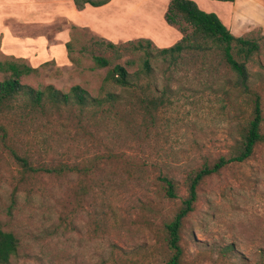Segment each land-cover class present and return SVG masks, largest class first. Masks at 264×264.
I'll return each instance as SVG.
<instances>
[{
	"label": "rangeland",
	"instance_id": "374dc122",
	"mask_svg": "<svg viewBox=\"0 0 264 264\" xmlns=\"http://www.w3.org/2000/svg\"><path fill=\"white\" fill-rule=\"evenodd\" d=\"M113 4L96 16L95 30L64 17L33 25L0 13V61L16 57L38 68L23 85L64 93L81 86L104 101L58 111L46 103L41 111L19 97L0 114L8 133L6 141L0 136V228L20 242L9 264H166V225L188 198L189 178L236 152L254 94L264 136L260 33L249 37L259 49L247 63L244 93L213 44L159 54L183 35L161 13L165 0ZM94 56L110 65L98 68ZM116 65L133 75L132 86L106 80ZM109 94L116 100L107 101ZM13 151L35 168L66 170L24 173ZM163 176L175 181L177 199L164 195ZM197 196L181 232L182 264H264V140L245 162L204 179Z\"/></svg>",
	"mask_w": 264,
	"mask_h": 264
},
{
	"label": "trees",
	"instance_id": "16d2710c",
	"mask_svg": "<svg viewBox=\"0 0 264 264\" xmlns=\"http://www.w3.org/2000/svg\"><path fill=\"white\" fill-rule=\"evenodd\" d=\"M110 1L74 0L79 10H83L87 5L101 7ZM217 1L234 2L235 0ZM165 18L169 24L179 26V30L183 35L182 39L172 47L159 50L160 55L174 57L175 54L180 55L188 47L204 49L205 46L209 48V45L213 44L222 52L225 63L236 74L237 87H240L244 93H250V76L247 63L259 49L256 41L249 37H234L216 14L202 11L192 0H171ZM109 46L115 47L113 43H110ZM66 47L68 58L73 60L71 56L72 41L68 42ZM94 61L98 68H106L110 65L109 60L103 57L94 56ZM49 63L45 62L43 65L45 66ZM144 67L147 71L151 69L148 60L145 62ZM37 72L38 68L32 67L29 63L16 57L0 61V73L3 74V79H0V114L19 97H26L34 107H38L41 111L46 109V103L54 105L58 111L62 107L71 105L85 109L90 106H101L104 102L102 99L92 97L81 86H74L70 92L64 93L56 90L53 86H48L43 90H35L21 83L23 77H28ZM132 76L125 66L116 65L108 72L106 80L120 87L127 88L132 86ZM253 97L254 109L252 117H250L236 152L229 158L221 157L212 165L205 164L189 178L188 198L182 202L181 208L174 219L166 225L167 242L172 252L166 264H182L184 252L181 246V232L184 220L194 211V206L198 199L199 185L204 179L219 173L229 164L243 163L248 160L253 155L257 144L264 140V136L261 133L263 122L261 97L258 94H254ZM106 100L113 102L116 100V96L109 94ZM7 134V129L1 125L0 136L2 141H6ZM12 154L24 173L45 171L46 173L60 175L66 170L64 167L38 169L32 166L28 158L19 156L14 151ZM160 181L164 187V195L169 199H177L178 193L175 181L167 176L160 177ZM19 244V239L13 232H7L0 228V264H9L11 257L17 255Z\"/></svg>",
	"mask_w": 264,
	"mask_h": 264
},
{
	"label": "crops",
	"instance_id": "0c3cea01",
	"mask_svg": "<svg viewBox=\"0 0 264 264\" xmlns=\"http://www.w3.org/2000/svg\"><path fill=\"white\" fill-rule=\"evenodd\" d=\"M114 1L101 7L87 5L83 10H78L75 7L74 0H0V13H4V18L8 16L9 20L13 19L20 24L32 23L33 25H36L37 22L41 25H50V22L64 17L71 19L74 24L78 21L79 24L89 26L95 30L98 21H100L97 20L96 16L107 8L112 9ZM165 1L166 4L162 9V14L167 10V3L170 4L169 0ZM201 1L203 4L198 5V7L204 12L215 13L234 37H251L257 31L264 39V0ZM21 4H24L25 7H17ZM4 27L5 25L1 29Z\"/></svg>",
	"mask_w": 264,
	"mask_h": 264
}]
</instances>
